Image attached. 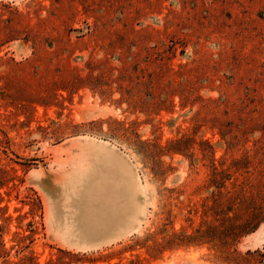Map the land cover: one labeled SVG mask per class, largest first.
Returning a JSON list of instances; mask_svg holds the SVG:
<instances>
[{
    "label": "rangeland",
    "instance_id": "obj_1",
    "mask_svg": "<svg viewBox=\"0 0 264 264\" xmlns=\"http://www.w3.org/2000/svg\"><path fill=\"white\" fill-rule=\"evenodd\" d=\"M0 264H264V0H0Z\"/></svg>",
    "mask_w": 264,
    "mask_h": 264
},
{
    "label": "bare ground",
    "instance_id": "obj_2",
    "mask_svg": "<svg viewBox=\"0 0 264 264\" xmlns=\"http://www.w3.org/2000/svg\"><path fill=\"white\" fill-rule=\"evenodd\" d=\"M103 156L106 158L107 155ZM133 178L134 174L130 166L117 158L107 159L102 166L92 165L82 182L84 191L80 201L83 209L86 210L84 215L93 213L95 208L96 210L110 208L115 197L131 190Z\"/></svg>",
    "mask_w": 264,
    "mask_h": 264
}]
</instances>
